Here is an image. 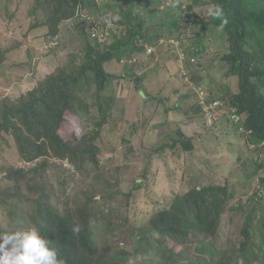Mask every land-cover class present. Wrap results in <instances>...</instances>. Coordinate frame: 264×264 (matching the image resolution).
<instances>
[{
	"label": "trees",
	"instance_id": "obj_1",
	"mask_svg": "<svg viewBox=\"0 0 264 264\" xmlns=\"http://www.w3.org/2000/svg\"><path fill=\"white\" fill-rule=\"evenodd\" d=\"M17 2L29 7L31 31L55 44L49 52L60 66L18 98L0 97V143L9 138L23 163L15 166L0 154V232L35 226L65 264H264V0ZM211 4L223 7L222 29L221 20L207 15ZM199 7L205 9L197 13ZM212 27L228 45L208 61L225 69L223 82L205 90L199 82L194 86L205 104H220L212 126L224 117L254 158L241 162L237 182L219 175L217 165L204 162L197 171L188 163L187 190L180 185L170 203L135 221L137 197L155 185L154 161L167 150L178 156L184 151L192 160V140L200 135L188 137L179 129L169 142L133 146L162 103L163 90L143 94L145 77L134 66L153 56L146 54L152 46L158 53L168 50L182 66L196 65L192 73L198 75L211 53L205 42ZM99 31L104 39L96 36ZM166 31L178 46L160 43ZM8 37L0 46V67L23 46ZM112 59L120 68L117 87L127 83L132 102L145 98L138 119L113 113L118 106L107 93L105 69ZM194 107L202 118L198 101L186 115Z\"/></svg>",
	"mask_w": 264,
	"mask_h": 264
},
{
	"label": "rangeland",
	"instance_id": "obj_2",
	"mask_svg": "<svg viewBox=\"0 0 264 264\" xmlns=\"http://www.w3.org/2000/svg\"><path fill=\"white\" fill-rule=\"evenodd\" d=\"M101 1L97 0V2ZM182 1L185 3L191 0ZM253 1L251 0V2ZM249 6H254V4H249ZM28 8L27 4L18 3L17 0H0V46L9 41L8 36L23 42L21 49L12 52L10 60L0 67V97L8 96L11 100L33 89L38 82L60 66L59 59L49 52V48L55 44H47L40 31H31ZM204 9L199 7L195 11L200 13ZM10 14L15 15L12 20H8ZM7 25L11 29L6 30ZM157 29L155 30L158 31ZM100 35L101 32L99 31L96 36L104 39ZM7 38L8 40H6ZM207 40L209 42H205V46L207 51L211 53H208V57L204 56L201 60L204 70L198 75L192 73V71H196V65L184 64L182 66L180 60L176 63L170 57L168 50L158 53L156 48L152 46H147L146 54L153 53V56H145L146 58L140 59L134 66L138 74L145 77L141 88L143 94L152 92L157 95L156 91L159 88L162 87L163 90L162 103L156 106L145 133L143 136L135 138L132 143L133 146L142 143L146 147H152L169 142V137L179 129L188 137L194 138L195 135H200V138L196 137L192 140V144L195 146L192 160L188 158L187 153L184 151L179 150L176 152L179 154L178 156L167 150L164 153V161H154L152 171L156 169L158 175L154 176L151 171L152 176L150 178H152L151 181L155 185L151 186L149 192L146 194L142 192L137 197L140 200L139 206L137 208L134 206L131 212L132 219H135V221L146 220L151 209L170 203L174 195L173 192H178L180 185L183 187L187 182L183 177L188 163L189 165L192 164L193 169L195 168L194 170L197 171L199 169L204 170L205 164L200 167V164L204 162L210 163L211 166L217 165L221 168V171L218 172L219 175L228 177L231 182H237L240 180L239 168L241 162L254 158L249 150L251 146L247 147L245 138H241L238 133L233 132L232 127L227 124L224 117L220 116V119L212 126L211 119L207 118V115L205 116L203 112L205 123L202 122L203 117L201 118V115L197 114L196 107L192 110V114L186 115V111L191 110L196 101L200 102L203 95V92L194 86L196 82L200 83H198L199 87L203 90L221 85L223 82L221 75L224 74L225 69L219 68L218 61H214L212 65H209L208 61L215 55L214 52L225 51L228 45L223 38V34L214 27L210 28ZM184 42L188 43L185 40ZM160 43L164 44V47L168 44L174 47L179 45V42L168 36L167 31ZM148 49H150L149 53ZM25 51H29V55ZM58 53L60 60L64 62L66 57L62 56L63 53ZM27 56L29 64H32V68H34L33 73L25 66V63H28ZM34 56L36 57L34 58ZM180 57L182 58L181 53ZM115 59L105 63V69L110 78V87L107 93L115 97V105L118 106L117 108L114 107L113 113L118 117L133 115L134 118L138 119L140 117V106L145 98L141 95V98L137 97L136 101H133L134 104H132L131 99L133 96L130 95V91L126 87L127 83L123 82L120 84V88L117 87L118 80H115V77L117 78L116 75L120 68ZM121 110L123 112H120ZM133 111H136V114H133ZM0 154L10 159L15 166H23V163L17 159L9 138H5L0 143ZM167 170L172 174L170 179L166 177ZM183 188L184 191L187 190V185L185 184ZM191 231L201 238L204 237L194 229Z\"/></svg>",
	"mask_w": 264,
	"mask_h": 264
},
{
	"label": "clouds",
	"instance_id": "obj_3",
	"mask_svg": "<svg viewBox=\"0 0 264 264\" xmlns=\"http://www.w3.org/2000/svg\"><path fill=\"white\" fill-rule=\"evenodd\" d=\"M207 15L221 20V29L227 24L219 4H211ZM51 243L35 226L0 232V264H65Z\"/></svg>",
	"mask_w": 264,
	"mask_h": 264
},
{
	"label": "built area",
	"instance_id": "obj_4",
	"mask_svg": "<svg viewBox=\"0 0 264 264\" xmlns=\"http://www.w3.org/2000/svg\"><path fill=\"white\" fill-rule=\"evenodd\" d=\"M150 52V49H148V53ZM203 94V93H202ZM199 104L201 105V109H202V112H203V114L208 118H210L211 119V117H212V113H213V111L218 107V106H220V104L217 102V101H215V102H212V103H210V104H205L204 102H203V95L201 96V101L199 102Z\"/></svg>",
	"mask_w": 264,
	"mask_h": 264
}]
</instances>
